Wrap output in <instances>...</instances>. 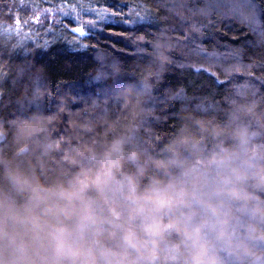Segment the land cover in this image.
Listing matches in <instances>:
<instances>
[{"label": "trees", "instance_id": "16d2710c", "mask_svg": "<svg viewBox=\"0 0 264 264\" xmlns=\"http://www.w3.org/2000/svg\"><path fill=\"white\" fill-rule=\"evenodd\" d=\"M0 264H264V0H0Z\"/></svg>", "mask_w": 264, "mask_h": 264}, {"label": "rangeland", "instance_id": "374dc122", "mask_svg": "<svg viewBox=\"0 0 264 264\" xmlns=\"http://www.w3.org/2000/svg\"><path fill=\"white\" fill-rule=\"evenodd\" d=\"M53 13L51 12V11H44V12H38L37 13V16L35 17V19H38V20H41V21H43V20H51V15H52Z\"/></svg>", "mask_w": 264, "mask_h": 264}, {"label": "snow or ice", "instance_id": "6c2138e0", "mask_svg": "<svg viewBox=\"0 0 264 264\" xmlns=\"http://www.w3.org/2000/svg\"><path fill=\"white\" fill-rule=\"evenodd\" d=\"M105 14H111V13H108V10L107 9H104V10H102L99 13L100 18H104ZM89 23H91V22H89ZM74 31L77 32V33H80L81 35H84L85 34L84 31H83V29H82V27H76L74 29Z\"/></svg>", "mask_w": 264, "mask_h": 264}]
</instances>
